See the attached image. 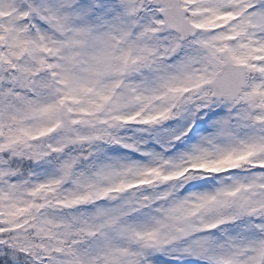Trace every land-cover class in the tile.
Wrapping results in <instances>:
<instances>
[{"label":"snow or ice","instance_id":"obj_1","mask_svg":"<svg viewBox=\"0 0 264 264\" xmlns=\"http://www.w3.org/2000/svg\"><path fill=\"white\" fill-rule=\"evenodd\" d=\"M0 264H264V0H0Z\"/></svg>","mask_w":264,"mask_h":264}]
</instances>
